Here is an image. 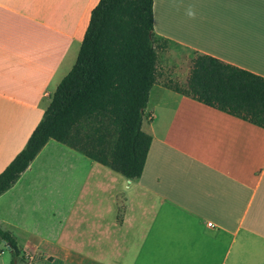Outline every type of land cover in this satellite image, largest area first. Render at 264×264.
I'll use <instances>...</instances> for the list:
<instances>
[{
  "label": "crops",
  "instance_id": "crops-1",
  "mask_svg": "<svg viewBox=\"0 0 264 264\" xmlns=\"http://www.w3.org/2000/svg\"><path fill=\"white\" fill-rule=\"evenodd\" d=\"M98 1L0 0V173L75 64ZM152 11L159 37L264 77V0H153ZM99 114L50 139L0 195V229L22 257L264 264V128L155 84L142 123L152 140L129 179L113 170L115 121L88 147Z\"/></svg>",
  "mask_w": 264,
  "mask_h": 264
},
{
  "label": "trees",
  "instance_id": "trees-1",
  "mask_svg": "<svg viewBox=\"0 0 264 264\" xmlns=\"http://www.w3.org/2000/svg\"><path fill=\"white\" fill-rule=\"evenodd\" d=\"M152 7L153 0L98 1L75 64L55 89L24 148L0 173V195L12 187L50 139L58 140L91 109L100 113L91 122L99 128H88V147H94L96 134L108 139L116 122L113 170L139 179L152 140L142 130L144 110L151 88L158 83L264 128L262 76L192 51L184 84L159 81V53L171 42L155 34ZM0 239L9 246L11 264L22 259L9 232L0 229Z\"/></svg>",
  "mask_w": 264,
  "mask_h": 264
},
{
  "label": "rangeland",
  "instance_id": "rangeland-1",
  "mask_svg": "<svg viewBox=\"0 0 264 264\" xmlns=\"http://www.w3.org/2000/svg\"><path fill=\"white\" fill-rule=\"evenodd\" d=\"M192 51L169 43L167 48L159 53L158 71L160 73L159 81L163 82L167 79L177 81L179 84H184L189 68L191 66ZM56 204H54L55 206ZM71 205V204H70ZM74 212L79 211L78 206L74 204ZM61 212V210H59ZM40 253H33V259H29V252L24 253L22 259H17L15 264H31L33 260L40 258ZM13 261L11 252L7 245L0 239V264H11Z\"/></svg>",
  "mask_w": 264,
  "mask_h": 264
},
{
  "label": "clouds",
  "instance_id": "clouds-1",
  "mask_svg": "<svg viewBox=\"0 0 264 264\" xmlns=\"http://www.w3.org/2000/svg\"><path fill=\"white\" fill-rule=\"evenodd\" d=\"M187 15L190 17V18H194L195 17V12L192 11L191 9L187 12Z\"/></svg>",
  "mask_w": 264,
  "mask_h": 264
},
{
  "label": "built area",
  "instance_id": "built-area-1",
  "mask_svg": "<svg viewBox=\"0 0 264 264\" xmlns=\"http://www.w3.org/2000/svg\"><path fill=\"white\" fill-rule=\"evenodd\" d=\"M207 226H208V227H211L212 225H211V223H208Z\"/></svg>",
  "mask_w": 264,
  "mask_h": 264
}]
</instances>
